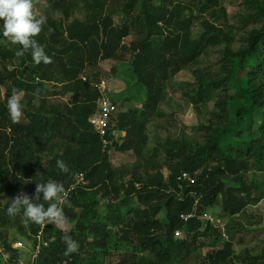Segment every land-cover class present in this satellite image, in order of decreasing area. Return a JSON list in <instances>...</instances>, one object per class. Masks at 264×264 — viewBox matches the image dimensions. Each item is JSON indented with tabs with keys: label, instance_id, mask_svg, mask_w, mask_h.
I'll list each match as a JSON object with an SVG mask.
<instances>
[{
	"label": "trees",
	"instance_id": "1",
	"mask_svg": "<svg viewBox=\"0 0 264 264\" xmlns=\"http://www.w3.org/2000/svg\"><path fill=\"white\" fill-rule=\"evenodd\" d=\"M50 1L53 9L69 16L79 0ZM119 1V12L129 24L114 27L110 16L102 18L110 0H92L97 9L92 21L75 20L61 32L55 21L48 19L34 37L51 58L50 63L26 66L25 78L4 67L11 81L5 85L7 99L22 87L42 97L45 83L54 82L53 93L58 90L59 97L69 95L65 103L56 106L32 107L28 124L12 122L7 100L0 103V228L13 224L33 240L35 250L37 235L42 233L39 253L31 261L22 262V254L5 243L4 253L10 255L7 264H83L85 259V264H109L108 258L115 255L120 264H181L209 240L218 243L223 237L221 228L200 219L206 209L220 204L223 213L233 218L264 195L260 183L247 179L252 166L264 169V123L255 122L256 116L263 119L264 113V1L247 0L253 8L250 17L259 26L248 32L246 44L238 50L231 47L233 39L224 30L204 23L215 43H225L223 57L218 71L194 73L196 85L189 89L187 98L199 109L214 102L215 111L213 119L202 127V145L174 143L166 148L165 159L171 168L166 179L161 172L150 173L149 169L159 164L156 150L145 157L147 124L157 116L164 83L197 60L202 44L191 38L190 19L179 20L181 1ZM208 3L218 5L217 0ZM206 10L207 5L202 11ZM132 27L142 36L124 47L132 53L128 58L120 44L131 35ZM30 50L24 51L27 60H31ZM12 56L0 45L2 64ZM102 60H128L137 85L145 90L142 110L118 112L108 130L109 134L114 130L126 133L122 143L113 142L112 146L116 152L131 151L143 157L146 175L134 171L127 178L114 170L111 148L104 149L90 122L98 111L100 94L81 76L99 83L97 74H90L88 68ZM128 101L112 103L119 110ZM56 138L62 142L54 143ZM58 160L65 162L67 171L57 167ZM184 173L194 177L195 183L182 180ZM80 174L85 183H78ZM47 180L62 183L66 189L68 203L63 212L67 224L33 223L22 211L7 214L11 199L21 193L33 202L45 203L42 194L40 201H35V194L37 183ZM193 212L195 218L181 219L182 214ZM240 226L227 227L230 240L224 242L223 249L208 255V264H231L238 259L234 246L236 235L242 233ZM177 232L181 233L178 237ZM65 235L78 242L76 253L65 255ZM1 258L2 254L0 264H4ZM243 259V264L256 262L254 258Z\"/></svg>",
	"mask_w": 264,
	"mask_h": 264
},
{
	"label": "rangeland",
	"instance_id": "2",
	"mask_svg": "<svg viewBox=\"0 0 264 264\" xmlns=\"http://www.w3.org/2000/svg\"><path fill=\"white\" fill-rule=\"evenodd\" d=\"M179 1L184 4L179 20L190 19L189 31L191 32V38L201 43L202 46L200 56L192 65L185 67L178 75L164 83L163 98L159 104L157 116L147 124L145 157L152 153L154 154L156 150L155 159L159 164V166L149 170L150 173L161 172L165 179L171 174L170 163L166 162L165 159L166 148L171 147L174 143H188L192 146L202 145L204 143V130H202V127L213 119L214 102H210L199 109L187 98L189 89L196 85L194 73L202 70L218 71L223 57L222 50L225 47V43L223 40L215 43L212 34L206 33L207 29L204 23L209 22L211 25L224 30L233 39L231 47L234 50L244 46L248 32L252 28L259 26L250 17L251 13H253V8L247 0H217V6L208 3L209 0ZM206 5L208 10L202 11ZM121 7V1L110 0L106 11L102 14V18L110 16L116 28L121 27L122 24H129V19H123L122 14L119 12ZM33 11L37 18H46L44 25H47L48 19L54 20L61 32H65L75 20L86 23L92 21L97 13V9L92 5V0H79L78 4L71 9L69 16L53 9L50 0H33ZM213 12H217L216 15H213ZM3 25L4 21L0 19V28ZM141 36L140 30L137 27H132L131 35L121 42L120 47L123 46V52L128 58L131 57L132 53L124 50V47H130L131 43L139 40ZM0 45L13 55L4 64L0 60V103H4L7 100V87L5 85H11L4 67L8 68V72H15L17 77L25 78V67L36 65V63L32 59L31 50L29 53L31 60H27L26 54L20 49V45L11 43L10 38L6 39L2 34H0ZM88 70L90 74H92V71L94 75L97 74L100 82H104L106 85L105 92L112 101L122 102L123 99L129 98V101L119 108V113L121 111L132 110L139 112L142 110L145 90L137 85L130 72L128 60L127 62L102 60L96 67H90ZM54 83H45L42 97L27 92L22 87L21 103L24 115L20 120L21 124L29 123L28 113L32 112V107L37 109L56 106L60 102L65 103L69 99V95L59 97L56 93L58 90L54 89L55 92L53 93L52 87H54ZM260 121L264 123V113L263 119L260 115L256 116V124H259ZM255 129L257 128L255 127ZM125 136L126 133L117 132L113 142L122 143V139ZM53 142L59 144L62 140L56 138ZM109 156L114 170L121 172L127 178L134 171L146 175L147 166L143 157L137 156L131 151L127 153L116 152L114 146L109 150ZM247 179L248 181L260 183L264 191V169L257 170L256 167L252 166L247 173ZM229 185L235 186L233 183ZM5 202L3 201V204ZM104 205H101V210L104 209ZM205 214L214 218L213 226L222 229L223 237L218 243L212 239L209 240L207 246L189 254L181 264H208V255L223 249L224 242L230 240L231 233L228 232L227 227L236 223L241 225L242 233L236 235L234 256L238 259H235V262L242 263L243 258L246 257L254 258L255 264H264V195L259 202L251 203L243 213L233 218L223 213L220 204L206 209ZM159 217L161 218L162 214ZM0 236V247L4 248L5 243L10 244L13 249H17L22 254V262L35 259L36 251L33 240L27 239L21 232H18L13 224L0 228ZM9 256L6 253L5 258H1L4 264L8 263ZM119 259L115 255L109 257L107 261L109 264H120ZM85 261L86 259L83 264H85Z\"/></svg>",
	"mask_w": 264,
	"mask_h": 264
},
{
	"label": "clouds",
	"instance_id": "3",
	"mask_svg": "<svg viewBox=\"0 0 264 264\" xmlns=\"http://www.w3.org/2000/svg\"><path fill=\"white\" fill-rule=\"evenodd\" d=\"M0 19L4 25L0 28V34L11 43L19 44L22 51L31 49L32 59L36 64L51 62L44 47L34 38L38 36L45 24V17L37 18L33 11V0H0ZM22 90H13L7 99V113L12 122H18L23 117L21 103ZM57 167L67 171L63 160L57 161ZM41 194L45 203L33 202L26 194H18L11 199L6 211L9 216L23 213V216L31 222L41 224L48 223L60 226L68 223V218L63 212V206L68 203L67 192L62 183L47 180L37 183L35 201H40ZM65 255L76 253L79 248L77 241L71 236L65 235Z\"/></svg>",
	"mask_w": 264,
	"mask_h": 264
},
{
	"label": "built area",
	"instance_id": "4",
	"mask_svg": "<svg viewBox=\"0 0 264 264\" xmlns=\"http://www.w3.org/2000/svg\"><path fill=\"white\" fill-rule=\"evenodd\" d=\"M81 79L86 82L91 84L95 89L98 90L100 96L98 99V111L96 112V114L90 119L91 124L95 127L98 135L101 138L102 144L104 149H110L113 146V139L117 136V131H112L109 134V126L111 125V123L114 121V119L116 118L119 110L117 108V106L115 104L112 103L111 99L107 96L106 94V85L104 84L103 81H101L100 83H91L86 76H81ZM112 136V138H110ZM182 180H187L189 181L191 184L195 183V178L192 177L190 174L188 173H184L182 175ZM78 183H85V178L83 174H80L78 176ZM197 215L193 212L191 214H182L181 215V219L183 221H188L189 219L195 218ZM201 220L207 222V223H211L214 224L215 220L211 215H206L204 214L201 218ZM180 232L176 233V236H180ZM37 239L39 241V244L36 247V256L39 253V248H40V244L42 243V233L40 232L37 235ZM44 246H47V244L45 243ZM0 254H2V257L5 258L6 254L4 253V249L2 247H0ZM231 264H243V263H237V262H233Z\"/></svg>",
	"mask_w": 264,
	"mask_h": 264
}]
</instances>
